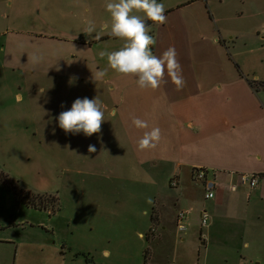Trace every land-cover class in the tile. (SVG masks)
Listing matches in <instances>:
<instances>
[{
  "label": "rangeland",
  "instance_id": "rangeland-1",
  "mask_svg": "<svg viewBox=\"0 0 264 264\" xmlns=\"http://www.w3.org/2000/svg\"><path fill=\"white\" fill-rule=\"evenodd\" d=\"M179 1L158 0L165 8ZM107 2L0 0V171L15 180L17 190L26 191L27 197L44 201L34 208L17 201L13 191L0 187L1 224L15 222L27 229L0 227V239L39 234L33 230L38 228H31L39 224L53 236L50 239L59 251V245H65L68 264H144L151 257V239L156 234L155 227L149 233L154 202L169 204L167 230L174 232L175 217L186 205L181 202L175 206L173 199L181 189L194 187L210 220L202 227L198 213H192L194 234L184 243L177 242L170 252L162 251L161 264H172L173 255L177 263L237 264L241 259L247 264H264V219L246 214L234 233L227 230L229 223H221L220 229L209 234L213 213L211 202L204 200L202 186L184 175L179 185L172 187L178 177H172L169 165H158V178L146 170L148 162L151 166L154 161L169 160L166 150L170 142L162 134L160 152L144 149L140 159L124 141L119 116L113 118L105 112L101 132L91 137L82 132L65 134L59 128L56 117L69 110L77 98L98 97L104 108L122 103L135 108L145 104L148 96L152 98L138 87L134 77L114 72L107 59L98 55L101 50H118L123 44L101 28L109 19ZM89 20L96 24L90 35L84 32ZM150 28L152 32L153 26ZM32 55L42 57L41 62L33 64L29 59ZM104 69L107 75L94 81L93 75ZM160 128L161 133H168L162 130L167 126ZM106 135L111 142H105ZM89 145H94L96 152L89 153ZM94 196L112 202L124 199L127 218L95 224L96 216L101 215L90 205ZM141 230H145L144 240L138 236ZM203 241L205 245H201ZM104 250H109L110 256ZM14 259L12 246L0 240V264H14Z\"/></svg>",
  "mask_w": 264,
  "mask_h": 264
},
{
  "label": "crops",
  "instance_id": "crops-1",
  "mask_svg": "<svg viewBox=\"0 0 264 264\" xmlns=\"http://www.w3.org/2000/svg\"><path fill=\"white\" fill-rule=\"evenodd\" d=\"M165 15L167 22L163 25L147 21L153 26L151 35L157 40L152 51L159 56L169 47L176 49L185 80L183 88L178 90L165 75L158 89L144 90L154 101L148 96L145 104L135 108L122 103L120 107L106 106L104 110L107 116L120 117L124 141L130 143L140 159L144 158V150L138 148V140L144 132L167 126L162 130H168V133L161 134L170 142L166 150L169 160L160 163L157 160L151 166L148 162L146 170L158 178V165H169L172 177H178L177 186L184 175L194 182L193 173L197 167L214 171L217 175L216 197L213 200L204 198L211 202L209 207L213 213L209 234L220 229L221 223H229L226 228L234 233L246 214L257 220L264 219V180L254 191L243 186L236 193L227 190L232 179L238 183V175L231 179V172L264 176V0H181L166 8ZM133 118L146 121L148 128H136ZM104 140L111 142L110 135L104 136ZM158 148L156 143L149 149L160 152ZM149 158L153 159L152 156ZM154 188L159 190V185ZM196 191L194 187L183 188L173 199L175 206L184 202L186 206L182 211L189 212L184 221L185 232L178 230V214L176 230H167L170 217L166 206L169 204L154 202L150 218L153 227L149 233L155 227L156 234L151 239L153 252L144 264H161L162 251L170 252L177 242L184 243L194 234L192 213H198L201 225V212L208 211ZM90 205L101 215L96 216L99 221L95 219V224L127 218L128 204L124 199L112 202L100 196L92 199ZM143 214L147 215L146 210ZM208 216L210 220L209 213ZM11 223L14 224L0 222V227L27 230L22 224ZM31 228H38L33 230L39 234L28 232L23 237L0 239L12 246L14 264H68L64 244L59 245L62 250L59 251L50 239L53 236L44 231L42 225ZM138 236L144 240L145 230L139 231ZM205 244L201 242V245ZM103 253L111 254L109 250ZM172 264L190 263H177L176 255H173ZM237 264L247 262L239 259Z\"/></svg>",
  "mask_w": 264,
  "mask_h": 264
},
{
  "label": "clouds",
  "instance_id": "clouds-1",
  "mask_svg": "<svg viewBox=\"0 0 264 264\" xmlns=\"http://www.w3.org/2000/svg\"><path fill=\"white\" fill-rule=\"evenodd\" d=\"M105 9L109 19L101 25L102 30L123 41L118 50L111 52L101 50L98 53L101 59H107L108 67L123 76L134 77L140 89H158L165 75L170 77L178 90L183 88L185 80L176 49L169 47L159 56L152 51V46L157 40L150 35L151 28L147 21L157 25L165 24L167 22L165 5L158 0H109ZM95 31V22L89 20L84 32L90 35ZM29 59L33 64H38L42 57L32 55ZM106 75L107 69L98 71L93 75V80ZM56 119L59 128L65 134L75 135L82 132L86 137H91L101 132L102 123L105 121L104 105L98 97L77 98L71 108L61 111ZM132 123L136 128H148V123L139 118H133ZM160 135L159 127L144 132L138 140V148L144 150L155 147ZM88 152H96V147L89 145Z\"/></svg>",
  "mask_w": 264,
  "mask_h": 264
},
{
  "label": "built area",
  "instance_id": "built-area-1",
  "mask_svg": "<svg viewBox=\"0 0 264 264\" xmlns=\"http://www.w3.org/2000/svg\"><path fill=\"white\" fill-rule=\"evenodd\" d=\"M235 175H238V183H235L232 179ZM231 181L228 182L227 190L230 193H236L239 191L241 186L248 188L250 191L256 190L261 181L264 180V176L256 173H230ZM217 175L214 171H211L204 167H197L194 169L193 180L194 182L201 184L204 189V198L205 200H213L216 197L217 184L216 179ZM177 182L173 181L171 185L173 187L177 186ZM188 211H180L177 215V227L181 232L186 231V225L184 221L188 215ZM201 225L202 227L206 226L209 221V216L206 211L201 212ZM252 264V263H249Z\"/></svg>",
  "mask_w": 264,
  "mask_h": 264
},
{
  "label": "trees",
  "instance_id": "trees-1",
  "mask_svg": "<svg viewBox=\"0 0 264 264\" xmlns=\"http://www.w3.org/2000/svg\"><path fill=\"white\" fill-rule=\"evenodd\" d=\"M16 184L17 182L11 179L8 174L4 173L3 171H0V187L13 191L15 193V198L17 199V201L27 203L28 205H31L34 208L41 207L44 204V201L40 200L39 198L36 199L34 197H27L25 193L26 191H23L21 189L17 190ZM38 200L40 201L38 202Z\"/></svg>",
  "mask_w": 264,
  "mask_h": 264
}]
</instances>
